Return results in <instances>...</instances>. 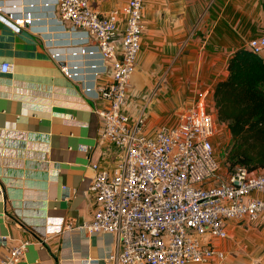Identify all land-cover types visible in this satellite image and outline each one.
Listing matches in <instances>:
<instances>
[{"label": "crops", "instance_id": "crops-1", "mask_svg": "<svg viewBox=\"0 0 264 264\" xmlns=\"http://www.w3.org/2000/svg\"><path fill=\"white\" fill-rule=\"evenodd\" d=\"M0 2L21 12L37 7L20 34L0 22V66H13L0 72V262L15 244L28 243L18 264H122L110 260L122 251L115 235L85 230L97 210L93 167L112 170L123 157L103 136L99 112L110 103L96 97L112 74L96 75L100 56L82 52L84 35L61 23L54 0ZM125 3L93 7L108 14ZM143 18L128 112L144 111L152 133L176 126L180 112L196 104L212 106L216 118L215 89L231 57L264 37V0H148ZM65 66L78 77H66ZM228 230L215 243L228 254L222 264H264V217Z\"/></svg>", "mask_w": 264, "mask_h": 264}, {"label": "built area", "instance_id": "built-area-1", "mask_svg": "<svg viewBox=\"0 0 264 264\" xmlns=\"http://www.w3.org/2000/svg\"><path fill=\"white\" fill-rule=\"evenodd\" d=\"M104 1L54 0L53 6L61 23L84 35L82 52L100 56L102 70L96 75L112 74L96 97L110 103L99 112L103 136L123 157L112 170L93 167L97 210L85 230L115 235L122 251L110 260L122 264H222L228 254L215 243L229 238V226L254 225L264 217V172L236 167L218 182L222 166L213 142L216 121L203 103L180 114L176 126H161L154 133L144 111L131 116L128 94L148 0H126L121 10L101 14L93 4ZM4 6L0 2V22L15 34L32 24L37 11L33 4L22 12L18 4ZM247 50L261 56L264 37L250 41ZM12 71L11 64L0 66L3 74ZM63 72L78 77L67 66ZM28 245L15 244L0 264H18Z\"/></svg>", "mask_w": 264, "mask_h": 264}, {"label": "trees", "instance_id": "trees-1", "mask_svg": "<svg viewBox=\"0 0 264 264\" xmlns=\"http://www.w3.org/2000/svg\"><path fill=\"white\" fill-rule=\"evenodd\" d=\"M214 101L217 120L231 135L223 152L228 172L264 171V59L247 49L234 53Z\"/></svg>", "mask_w": 264, "mask_h": 264}, {"label": "rangeland", "instance_id": "rangeland-1", "mask_svg": "<svg viewBox=\"0 0 264 264\" xmlns=\"http://www.w3.org/2000/svg\"><path fill=\"white\" fill-rule=\"evenodd\" d=\"M204 106H205V109H206V111L208 113L213 114L212 106H210L212 112H210L211 110L207 107V105L204 104ZM187 110L188 109L182 110L180 112V114H182L183 112H185ZM215 121H216L217 130H216V134L214 135L213 142H214V145H215L216 158H217V160L220 162V164L222 166V171L220 172V174L218 176V182H222V181L226 180L227 173H228V170H227V168L224 165L223 152H224V149L230 143V138H229L230 137V133L228 131L227 126H225L223 124H220L218 122L217 117L215 118ZM150 132H152V131H150Z\"/></svg>", "mask_w": 264, "mask_h": 264}, {"label": "bare ground", "instance_id": "bare-ground-1", "mask_svg": "<svg viewBox=\"0 0 264 264\" xmlns=\"http://www.w3.org/2000/svg\"><path fill=\"white\" fill-rule=\"evenodd\" d=\"M70 69V68H69ZM71 70V69H70Z\"/></svg>", "mask_w": 264, "mask_h": 264}]
</instances>
